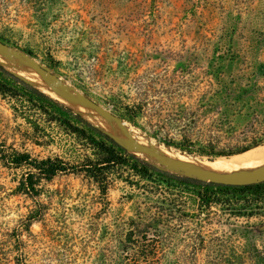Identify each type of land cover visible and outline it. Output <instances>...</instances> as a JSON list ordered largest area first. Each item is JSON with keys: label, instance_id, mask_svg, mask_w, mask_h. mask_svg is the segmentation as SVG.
<instances>
[{"label": "rangeland", "instance_id": "1", "mask_svg": "<svg viewBox=\"0 0 264 264\" xmlns=\"http://www.w3.org/2000/svg\"><path fill=\"white\" fill-rule=\"evenodd\" d=\"M0 42L42 66L54 60L50 70L65 85L114 114L113 103L134 110L136 124L124 122L147 144L210 160L161 141L180 143L187 125L217 118L210 93L218 72L248 75L264 63V0H0ZM241 95L261 99L264 115V89ZM21 103L0 94V151L78 163L56 128L41 122L56 141L35 132ZM28 169L0 158V264H264V186L216 191L204 206L194 190L148 198L124 167L105 196L85 174H60L31 197L18 190Z\"/></svg>", "mask_w": 264, "mask_h": 264}, {"label": "trees", "instance_id": "2", "mask_svg": "<svg viewBox=\"0 0 264 264\" xmlns=\"http://www.w3.org/2000/svg\"><path fill=\"white\" fill-rule=\"evenodd\" d=\"M256 43L258 47L262 46L261 41ZM54 65L56 62L51 60L50 68ZM230 72L229 75H225L222 71L218 72L215 77L216 85L210 93L213 99L211 109L216 111L217 118L209 125L198 122L192 123V126L187 125L183 141L176 143L165 140L161 141L163 144L183 153L208 157L210 160L241 155L264 146V115L261 113L263 101L259 98L245 100L241 95L245 88L253 91L264 89V81L261 80L264 78V63L258 66L257 72L248 75L239 76L234 71ZM0 94L22 102V106L29 110L28 113L22 114L35 132L46 133L49 138L56 141V135L47 133L46 128L43 127L41 122H44L56 128L62 137H66L70 146L81 155L79 162L73 164L61 157L37 159L27 153H10L2 149L0 158L6 166L29 167L19 183L18 190L31 197L39 195V185L43 180L52 181L60 174H85L97 184L101 195L105 196L111 186V175L117 169L124 167L129 169L130 176L134 178L130 184L141 188L142 195L148 198L150 193L158 194L160 199L164 195L163 192L171 188L194 190L204 206H209L213 202L216 191L243 193L264 186V183L244 187L220 185L190 178L165 170L163 166L154 165L130 153L110 133L90 122L81 112L43 92L2 64H0ZM87 97L91 98L89 95ZM113 104L115 113L119 117L136 124L134 110L130 111L129 108L124 109L116 103ZM188 127L198 129L196 139L190 136ZM146 181L148 184L142 185V182ZM167 198L164 196L163 199L167 200Z\"/></svg>", "mask_w": 264, "mask_h": 264}, {"label": "water", "instance_id": "3", "mask_svg": "<svg viewBox=\"0 0 264 264\" xmlns=\"http://www.w3.org/2000/svg\"><path fill=\"white\" fill-rule=\"evenodd\" d=\"M0 52L3 53L8 59H12L13 56L15 55H19L25 58L27 60V64L32 69L36 70L43 77V79L50 85L51 89L59 96V98H56L51 95L53 98L59 100L60 102H62L60 99H63L65 100L66 103H69L70 105H73V107H77L78 109L81 110L85 108H93L96 111H98L104 118L110 121H115L119 125L125 136L127 137L128 143H124L118 136L110 133L107 130L106 131L110 133L118 143H120L125 148H127V150L130 153H133L137 156L141 154L145 157L153 158L162 166L172 170L175 173H179L190 178H197L205 182H212L215 184L236 186V187L252 186V185L264 183V165L249 171L240 172L238 174L225 175V174L211 173L209 171L198 168L184 161H174L166 157H163L162 155L151 150L150 148L138 144L134 140L133 135L131 134L129 128L127 127L126 123L121 117L107 110L95 100L86 98L85 96L76 98L70 92L69 88L65 86L64 82L57 75H55L50 70V68L42 66L36 60H34L33 58H31L30 56L26 55L23 52H18L13 50L9 45L3 42H0ZM66 105L70 106L68 104Z\"/></svg>", "mask_w": 264, "mask_h": 264}, {"label": "bare ground", "instance_id": "4", "mask_svg": "<svg viewBox=\"0 0 264 264\" xmlns=\"http://www.w3.org/2000/svg\"><path fill=\"white\" fill-rule=\"evenodd\" d=\"M0 62L8 69L20 70L30 81L39 85L44 91H48L52 96L59 98V96L51 89L50 85L43 79V77L28 64L27 60L22 56L15 55L12 59H8L3 53L0 52ZM69 88L70 92L76 97L80 98L81 95L72 87L65 85ZM66 103L65 100L61 99ZM69 105V103H68ZM88 117L100 123L110 132H117L118 128L114 123L104 121L93 108H85L82 110ZM134 140L140 144L147 146L154 152L174 161H184L198 168L204 169L215 174L232 175L239 173L241 170L254 169L264 165V146L253 149L241 155H235L230 158H218L216 160H201L193 158L167 148L159 147L154 143L145 142L144 138L139 133L130 130Z\"/></svg>", "mask_w": 264, "mask_h": 264}]
</instances>
